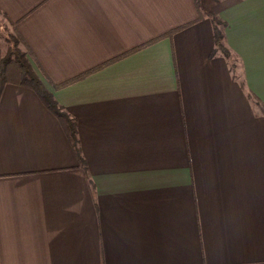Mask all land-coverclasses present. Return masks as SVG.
<instances>
[{
  "label": "crops",
  "instance_id": "0c3cea01",
  "mask_svg": "<svg viewBox=\"0 0 264 264\" xmlns=\"http://www.w3.org/2000/svg\"><path fill=\"white\" fill-rule=\"evenodd\" d=\"M0 13L81 154L34 88L5 84L0 264H264V0Z\"/></svg>",
  "mask_w": 264,
  "mask_h": 264
},
{
  "label": "trees",
  "instance_id": "16d2710c",
  "mask_svg": "<svg viewBox=\"0 0 264 264\" xmlns=\"http://www.w3.org/2000/svg\"><path fill=\"white\" fill-rule=\"evenodd\" d=\"M213 18L215 20V35L217 44L226 54H228V50L221 42L223 38L224 22L216 19L215 17ZM6 40L10 42L11 45L8 47L7 53L0 56V96L5 84L9 81L34 88L44 103L53 112H55L62 121V124L69 138L72 140L79 158L81 159L80 149L78 147L76 122L62 109L33 70L27 57L30 51L23 36L18 31H14L13 33H8ZM21 43L25 46V50L21 49L19 45Z\"/></svg>",
  "mask_w": 264,
  "mask_h": 264
},
{
  "label": "rangeland",
  "instance_id": "374dc122",
  "mask_svg": "<svg viewBox=\"0 0 264 264\" xmlns=\"http://www.w3.org/2000/svg\"><path fill=\"white\" fill-rule=\"evenodd\" d=\"M13 31H11V26L8 23V21L0 13V38H2L3 41L5 38V41L8 43V46H10L11 43L6 40V36L8 35V33L9 34L13 33ZM19 45H20L21 49L25 50V46L22 43Z\"/></svg>",
  "mask_w": 264,
  "mask_h": 264
}]
</instances>
